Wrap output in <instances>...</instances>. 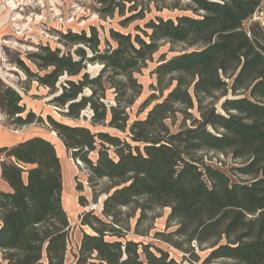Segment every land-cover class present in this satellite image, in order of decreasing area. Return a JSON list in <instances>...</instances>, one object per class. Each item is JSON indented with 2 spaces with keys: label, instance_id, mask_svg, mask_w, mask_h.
Listing matches in <instances>:
<instances>
[{
  "label": "trees",
  "instance_id": "trees-1",
  "mask_svg": "<svg viewBox=\"0 0 264 264\" xmlns=\"http://www.w3.org/2000/svg\"><path fill=\"white\" fill-rule=\"evenodd\" d=\"M98 1L112 15L138 8L137 0ZM141 1L171 2L175 8L188 1L195 15L158 16L145 24L141 34L112 30L113 43L108 41L104 49L95 26L89 33L62 34L66 45L79 46L74 52L71 47L63 52L50 45L30 52L27 59L37 71L24 59L18 60L29 80L57 94L50 102L63 108L64 116L79 119L90 109L93 126L108 124L126 131L130 116L120 94L117 105L105 102L109 78L125 77L121 95H126L128 89L142 86L133 72L147 64L161 42L190 47L162 60L154 70L160 84L170 78L162 87L169 93L145 119L132 122L130 141L48 116L73 158L87 164L90 180L109 182L100 192L107 194L101 213L92 209L80 217L81 225L91 232H83L75 264H184L165 249L125 239L122 229L130 216L124 208L134 205L140 218L156 207H170L168 220L177 226L171 234L183 240L177 246L191 253L184 258L191 263L202 260L198 248L208 250L203 264L222 260L264 264V28L259 22L244 27L262 0ZM144 17L143 8L127 20ZM88 63L104 67L91 76ZM208 97L212 100L207 102ZM179 105L185 112L197 106L199 115L172 132L168 121ZM0 107L14 123L43 121L35 111H28L23 95L11 86L0 91ZM205 151L241 162L227 172L201 155ZM93 152L96 159L90 156ZM0 153L7 158L1 163V178L11 187L0 190L4 261L65 264L71 222L63 204V165L55 144L34 136L1 147ZM95 193L97 202L100 194ZM80 203L87 205L84 196Z\"/></svg>",
  "mask_w": 264,
  "mask_h": 264
},
{
  "label": "rangeland",
  "instance_id": "rangeland-1",
  "mask_svg": "<svg viewBox=\"0 0 264 264\" xmlns=\"http://www.w3.org/2000/svg\"><path fill=\"white\" fill-rule=\"evenodd\" d=\"M136 4L138 5L137 10L132 11L127 8L124 12L116 11L112 15L103 11L104 6L98 0H0V91L6 85L18 90L24 97L28 111H35L37 116L43 119V121H35L32 124L14 123L13 119L0 107V148L16 145L34 136L48 138L55 144L63 165V204L68 211L71 222V238L65 264H75L82 234L85 231L91 232L90 228L81 225L80 217L84 212L92 209H95L99 214L101 213L103 201L107 194L100 192L109 185V182L107 179L99 183L90 180L91 173L87 164L81 159L73 158L72 151L66 148L62 138L49 122L48 116L51 115L58 121L74 126L90 127L94 132H108L110 135L120 136L122 139L130 141L129 127L132 122L136 119H145L155 104L162 101L169 93V90L162 91V87L170 78L160 84L154 70L162 60L170 59L173 55L187 51L190 47L183 43H173L172 45L168 42H161L159 51L147 61V64L133 72L134 77L142 86H137L136 90L128 89L126 95L121 94L126 89L125 82L127 79L123 76H117L114 80L109 78L110 81L106 83L108 95L105 102L110 106L117 105L116 95L120 94L121 104L128 106L127 110L130 116L126 131L108 124L93 126L90 121L92 115L90 109L84 111L79 119L71 120L64 116L62 113L64 109L50 102L57 94H52L49 87L40 86L37 81L29 80L21 66L18 65V60L24 59L32 70L37 71V66L27 59L30 52H36L39 47L44 45H50L53 49L59 47L63 52H67L68 48L71 47L74 52V49L79 46L66 45L62 40V34L72 31L82 32L83 30L89 33L91 27L95 26L102 39L101 47L104 49L108 47V41L113 43L110 35L112 30H118L125 34H141L145 24L151 19L158 18V16L176 18L186 14L195 15V12L189 8L188 1L179 3L178 8H175V4L171 2L155 4L137 0ZM143 8L145 10L144 19L127 20L130 15ZM258 22L264 28V0H262L261 6L253 18L245 21L244 27L247 30L252 24ZM103 67L104 64L88 63L87 71L91 76H97ZM61 79L63 81L64 77ZM85 93L89 94L90 90H86ZM131 99L133 102L129 104ZM210 100L212 99L209 97L206 99L207 102ZM198 115L197 106L185 112V107L179 105V111L168 121L171 131L175 132L182 125L191 124ZM111 154H114V149L111 150ZM201 155L206 157L210 163L227 172L241 162L221 152L205 151ZM90 156L96 159L97 152L91 153ZM4 159H7L5 153H0V190H4L7 186L10 187L1 178V163ZM95 192L100 194L97 202L94 201ZM81 196L85 197L87 205L80 203ZM124 212L125 215L130 216L126 218V225L122 229L125 239L151 245L154 250L157 248L165 249L169 251L170 256L178 261L183 260L184 264H203L202 261L208 250L201 251L197 248V252L202 258L199 263H191L184 259L191 257V253L179 248L177 244L182 243L183 240L171 234L177 226L168 220L171 212L170 207H156L146 211L141 218V211L135 205L131 208H124ZM108 238L116 239L115 237ZM185 247H187L186 244ZM0 264H7L1 251ZM213 264L237 263L231 260H222Z\"/></svg>",
  "mask_w": 264,
  "mask_h": 264
},
{
  "label": "crops",
  "instance_id": "crops-1",
  "mask_svg": "<svg viewBox=\"0 0 264 264\" xmlns=\"http://www.w3.org/2000/svg\"><path fill=\"white\" fill-rule=\"evenodd\" d=\"M6 184H7V182H6ZM5 190L9 191V190H11V187L7 186L3 191H5Z\"/></svg>",
  "mask_w": 264,
  "mask_h": 264
}]
</instances>
